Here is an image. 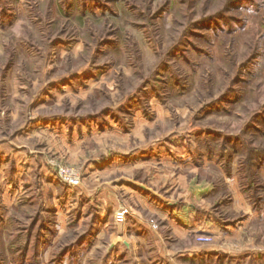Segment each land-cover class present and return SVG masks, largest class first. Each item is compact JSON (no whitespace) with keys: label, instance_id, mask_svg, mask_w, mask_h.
<instances>
[{"label":"rangeland","instance_id":"obj_1","mask_svg":"<svg viewBox=\"0 0 264 264\" xmlns=\"http://www.w3.org/2000/svg\"><path fill=\"white\" fill-rule=\"evenodd\" d=\"M0 264H264V0H0Z\"/></svg>","mask_w":264,"mask_h":264},{"label":"crops","instance_id":"obj_2","mask_svg":"<svg viewBox=\"0 0 264 264\" xmlns=\"http://www.w3.org/2000/svg\"><path fill=\"white\" fill-rule=\"evenodd\" d=\"M139 186L147 191L150 192H144L143 190H140V192H136L135 195L138 197V199H141L142 201L147 202L146 205H149L150 209H154L153 207L155 205H152L149 199L153 200L154 198H161L163 200V196L158 194L156 190H154L152 187H146L143 184H139ZM132 195V194H131ZM141 197V198H139ZM163 197V198H162ZM171 200L166 199L165 203L171 204V203H176V201L170 202ZM183 203L180 204L178 207H170V208H164L163 204L159 205L163 207L167 212L164 213L166 217V226H168L169 229H171L179 238H186L189 234L192 232H197V231H205L206 230V225L203 219H201L194 208L189 209V207H186V202L182 200ZM152 207V208H151ZM155 210V209H154ZM135 224H141L144 226H149V223L147 220H144L143 217L140 216V214H136L134 216ZM215 227H213L214 229ZM128 244V243H127ZM192 250V253L194 255L198 254L196 252V249H193L192 247L189 248V251ZM213 250V249H211Z\"/></svg>","mask_w":264,"mask_h":264},{"label":"built area","instance_id":"obj_3","mask_svg":"<svg viewBox=\"0 0 264 264\" xmlns=\"http://www.w3.org/2000/svg\"><path fill=\"white\" fill-rule=\"evenodd\" d=\"M60 174L62 175L63 179L68 183L74 181L76 179L77 174L73 170H64L61 169ZM126 210L123 207H120L119 210L115 212V217L117 219H123L125 216Z\"/></svg>","mask_w":264,"mask_h":264}]
</instances>
